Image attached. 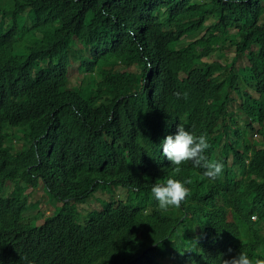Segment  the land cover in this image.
Listing matches in <instances>:
<instances>
[{
    "label": "trees",
    "instance_id": "trees-1",
    "mask_svg": "<svg viewBox=\"0 0 264 264\" xmlns=\"http://www.w3.org/2000/svg\"><path fill=\"white\" fill-rule=\"evenodd\" d=\"M228 44L231 60L211 59ZM71 60L82 79L69 87ZM179 123L207 136L224 164L215 182L190 162L173 177L161 145ZM169 177L190 194L162 213L151 187ZM40 182L61 206L29 220L38 203L20 183ZM112 186L125 198L78 212ZM239 251L264 259V0H0V264H220Z\"/></svg>",
    "mask_w": 264,
    "mask_h": 264
},
{
    "label": "clouds",
    "instance_id": "clouds-1",
    "mask_svg": "<svg viewBox=\"0 0 264 264\" xmlns=\"http://www.w3.org/2000/svg\"><path fill=\"white\" fill-rule=\"evenodd\" d=\"M173 94L177 98H180L181 96V93L179 92ZM184 95L186 97V94ZM209 147L210 144L206 135L201 134L195 136L190 131L186 130L185 126L180 123L177 125L176 134L166 136L162 140L161 145L163 156L170 161L173 166V177L182 170V165L190 162L194 169L202 170L201 175L204 179H207L210 182H215L222 174L224 164L220 161H210L207 158L205 152ZM173 177H169L164 183H154L151 187V192L157 202V208L162 213L168 212L171 208H180L183 201L190 194L186 185L191 184L192 181L189 179L182 182ZM10 183H14V181H5V188L3 190L5 193L9 191L14 192L17 191L16 189H19L16 188L14 184L15 190H7L6 188ZM20 185L24 189L25 185L21 183ZM257 219V216L252 217L253 221H256ZM228 251L231 252V249ZM220 264H264V259L256 258L253 261L246 251H239L237 255L229 259H221Z\"/></svg>",
    "mask_w": 264,
    "mask_h": 264
},
{
    "label": "rangeland",
    "instance_id": "rangeland-1",
    "mask_svg": "<svg viewBox=\"0 0 264 264\" xmlns=\"http://www.w3.org/2000/svg\"><path fill=\"white\" fill-rule=\"evenodd\" d=\"M186 40H183L182 43L180 44V46H183L186 44ZM237 48V46H236ZM236 49L234 46H230V44L225 45L223 50H217L215 51L212 56L211 59L212 60H217L221 63H226V61H229L232 59V57L234 55H236ZM237 61H236V68L241 71L243 69V67L247 64V60L246 58L242 55V54H238L237 56ZM69 78H68V86H77L79 85L80 80L82 79V69L79 68V63L76 62L75 60H71V66L69 68ZM239 123H241L239 121ZM260 125L259 124H255V129H256V135H254L256 138L259 137L258 135V130H259ZM11 137V141L8 142L7 144L10 145L12 151H18L20 149H22L24 147V141L23 139L20 138H14L13 136H9ZM241 148L243 147L242 144L240 146ZM7 190L11 189V190H15L14 187V183H10L7 188ZM107 190H97L90 198H88L84 203L81 204H77V210L79 213H87V212H92L94 210H98L101 207L102 201L105 200H110L111 198L114 199H123L126 196V190L122 187L119 186H112L111 189L110 188H106ZM17 191H20L18 189H16ZM48 195V194H47ZM49 196V195H48ZM21 197L26 198L27 199V204L28 203H35V201L38 203V205L35 203V205H33L34 207H29L26 211L27 214V218L29 220H33L34 216L38 214L39 208H40V212L46 216V215H50V214H54L56 213L60 206L61 203L59 202V204L53 205L50 202H47V197L45 195V191L41 185V183H38L37 186H35L34 188H32V186H28L25 187L23 189V192L21 194ZM49 198L52 200V198L49 196ZM53 201V200H52ZM39 206V208L37 207ZM85 214H79V219L82 220L83 216ZM43 221V217L41 215V217L39 218V220L37 221L38 223H42ZM168 264H172L171 262H169Z\"/></svg>",
    "mask_w": 264,
    "mask_h": 264
},
{
    "label": "bare ground",
    "instance_id": "bare-ground-1",
    "mask_svg": "<svg viewBox=\"0 0 264 264\" xmlns=\"http://www.w3.org/2000/svg\"><path fill=\"white\" fill-rule=\"evenodd\" d=\"M46 8H47V6H46ZM46 16V15H45Z\"/></svg>",
    "mask_w": 264,
    "mask_h": 264
}]
</instances>
